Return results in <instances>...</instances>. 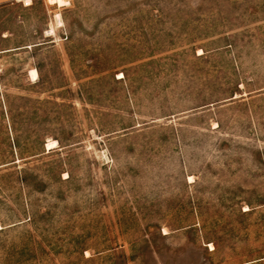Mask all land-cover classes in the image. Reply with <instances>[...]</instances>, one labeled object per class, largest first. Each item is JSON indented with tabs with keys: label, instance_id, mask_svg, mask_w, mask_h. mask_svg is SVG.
Returning a JSON list of instances; mask_svg holds the SVG:
<instances>
[{
	"label": "rangeland",
	"instance_id": "obj_1",
	"mask_svg": "<svg viewBox=\"0 0 264 264\" xmlns=\"http://www.w3.org/2000/svg\"><path fill=\"white\" fill-rule=\"evenodd\" d=\"M63 1L0 17V264H264V0Z\"/></svg>",
	"mask_w": 264,
	"mask_h": 264
},
{
	"label": "crops",
	"instance_id": "obj_2",
	"mask_svg": "<svg viewBox=\"0 0 264 264\" xmlns=\"http://www.w3.org/2000/svg\"><path fill=\"white\" fill-rule=\"evenodd\" d=\"M23 3V0H0V17L4 14L7 9H10L16 5ZM29 7V6H26ZM3 52L0 51V54ZM1 71V70H0Z\"/></svg>",
	"mask_w": 264,
	"mask_h": 264
},
{
	"label": "bare ground",
	"instance_id": "obj_3",
	"mask_svg": "<svg viewBox=\"0 0 264 264\" xmlns=\"http://www.w3.org/2000/svg\"><path fill=\"white\" fill-rule=\"evenodd\" d=\"M26 3H27V2H26ZM59 3H60L61 6H63V5L65 4V1H63V0H59ZM28 4H29V3H28ZM28 4H27V6H28ZM31 75H32V78H33V79H36V76H37V75H36V72H35V71L32 72Z\"/></svg>",
	"mask_w": 264,
	"mask_h": 264
},
{
	"label": "built area",
	"instance_id": "obj_4",
	"mask_svg": "<svg viewBox=\"0 0 264 264\" xmlns=\"http://www.w3.org/2000/svg\"><path fill=\"white\" fill-rule=\"evenodd\" d=\"M22 4H24L25 6H27L26 0H23V3Z\"/></svg>",
	"mask_w": 264,
	"mask_h": 264
}]
</instances>
